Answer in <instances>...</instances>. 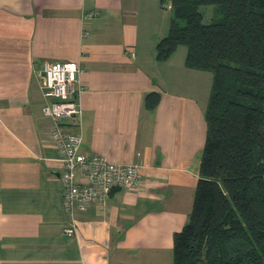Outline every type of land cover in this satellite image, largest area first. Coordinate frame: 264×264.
I'll return each instance as SVG.
<instances>
[{
	"label": "crops",
	"instance_id": "obj_1",
	"mask_svg": "<svg viewBox=\"0 0 264 264\" xmlns=\"http://www.w3.org/2000/svg\"><path fill=\"white\" fill-rule=\"evenodd\" d=\"M160 11L158 0H0V264H173L213 74L188 68L186 47L157 60L169 33ZM46 61L80 66L82 150L141 168L140 188L74 216L76 235L65 232L60 152L43 114Z\"/></svg>",
	"mask_w": 264,
	"mask_h": 264
},
{
	"label": "trees",
	"instance_id": "obj_2",
	"mask_svg": "<svg viewBox=\"0 0 264 264\" xmlns=\"http://www.w3.org/2000/svg\"><path fill=\"white\" fill-rule=\"evenodd\" d=\"M169 33L157 60L187 48L213 74L206 142L189 221L173 264H264V0H162ZM160 96L148 94L153 110Z\"/></svg>",
	"mask_w": 264,
	"mask_h": 264
},
{
	"label": "built area",
	"instance_id": "obj_3",
	"mask_svg": "<svg viewBox=\"0 0 264 264\" xmlns=\"http://www.w3.org/2000/svg\"><path fill=\"white\" fill-rule=\"evenodd\" d=\"M95 14L89 13L86 20ZM80 66L76 62L43 64L44 96L50 99L43 114L53 119L51 142L60 152V174L64 210L71 221L67 234H77L74 216L92 205L105 204L115 190L141 187V168L137 164L113 163L104 156L82 150L79 103L83 88L79 83ZM70 128H73L70 130Z\"/></svg>",
	"mask_w": 264,
	"mask_h": 264
},
{
	"label": "rangeland",
	"instance_id": "obj_4",
	"mask_svg": "<svg viewBox=\"0 0 264 264\" xmlns=\"http://www.w3.org/2000/svg\"><path fill=\"white\" fill-rule=\"evenodd\" d=\"M159 2V7H160V15L162 19H166L169 21V29L171 25V19H172V12H171V4L170 1L163 3L162 0H158ZM183 47V46H181Z\"/></svg>",
	"mask_w": 264,
	"mask_h": 264
}]
</instances>
